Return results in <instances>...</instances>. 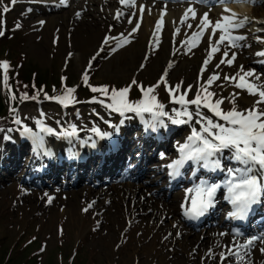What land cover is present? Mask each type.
<instances>
[{
  "label": "rangeland",
  "instance_id": "1",
  "mask_svg": "<svg viewBox=\"0 0 264 264\" xmlns=\"http://www.w3.org/2000/svg\"><path fill=\"white\" fill-rule=\"evenodd\" d=\"M51 1L53 0H17L13 10L7 13L6 35L0 38V59L11 60L14 52L19 59L24 61L23 74L26 73L32 78L43 77L45 81L51 83L58 82V77H66L70 87H76L75 99H86L75 107L64 108L58 102L40 100L26 101L18 108V118L27 126L33 125V128L37 130L36 121L40 119L58 133L45 134L48 138L58 141L55 146L57 150L62 145H68L62 133L65 132L70 120L91 130L94 126L100 127L101 124L93 116L87 114L89 110L95 108L103 114L107 112L106 116L109 117L107 107L101 103L89 102L95 95L98 99L106 100L107 98L102 97L100 93L90 94L88 98L82 80V73L89 64L92 53H96L101 47L104 35L109 33V26H111L110 34L113 36L120 33L127 34L136 23L140 3L147 5L151 16L154 10L161 9V6L156 7L152 4V0H140L133 7L122 6L119 0H71L74 6L56 9L55 6L48 5ZM59 1L65 2L66 0ZM129 2L131 3V0ZM8 3L9 0H0V22L4 15L3 7ZM238 4L245 10L244 14L250 17V23L243 31L236 30L233 34L246 37V40L241 43L247 44L248 47L231 49L229 57L232 52H236L237 59L230 67L226 64H219L224 51L227 50L226 45H220V51L215 54L211 62L214 68L206 71L208 74L205 72L204 78L206 79L211 71H218L221 79L213 85L211 90L218 96L240 92L238 104L240 108H245L248 104L242 97L252 100L255 98L225 83L223 78L225 75H234L243 65L245 70L251 69L261 75V80L264 81L263 67H260L261 57L255 55L263 49L264 45V34L255 36L257 29L264 28L258 24L264 22V0H255L254 3L239 2ZM165 7L168 8V6ZM117 10L124 13L119 20L115 19ZM133 12H135V17H132V23L129 24L128 19ZM77 13L80 15L77 16ZM220 14L221 10L212 9L209 18L214 23L221 18ZM62 15L71 16L63 20ZM53 19L55 21L51 23ZM180 19L175 22L179 24ZM40 21L45 23L41 25ZM196 21L197 19L188 22L193 25L192 29L196 27ZM17 24L21 25L19 29L16 28ZM185 28L186 33L179 34L177 47L168 37L169 44L172 41V45H169L171 55L176 60L174 68L169 70L168 80L172 85L183 81L185 85L195 86L199 73L198 67L191 66L185 69L183 64L193 61L199 54V48L210 40L207 35L202 37L198 46L193 48L191 53L185 54V48H180L178 45L182 37L191 31L186 25L181 26V29ZM142 29L143 24L134 34L133 42L115 53L111 52L114 43L104 46V51L93 61L89 71L90 84L108 85L119 89L130 84L133 78L145 86L157 82L166 68L163 63L156 65L157 59L162 56V46L166 39L165 31L167 29L172 32L175 27L171 23H165V28L160 33L159 48L155 52L148 48L144 54L132 53V49L139 43ZM78 43L79 47H76ZM174 52L175 55H173ZM146 53H148L147 58ZM142 62L145 63L143 68H141ZM218 64L219 68H215ZM128 69H130L129 73L125 75L123 72ZM217 84L223 87H217ZM157 90H160L164 96L165 110L178 107L169 102L163 84ZM195 90L193 87V92ZM131 92L132 96H138L139 93L141 95L140 90L135 86L131 88ZM188 95L189 99L193 98V93L190 92ZM222 107L228 110L231 105L226 101ZM79 110L80 113H78ZM41 112L45 114L43 117ZM204 112L206 115H211L206 109ZM132 117L133 114L130 115V118ZM144 118L152 120L147 113ZM164 121L167 125L164 127L172 128L170 136L164 140V147L171 148L173 145L183 144L185 137L190 133V125H182L175 129V125L171 124L168 119ZM20 127L21 124L16 125L15 129L20 131ZM118 129L122 130L120 127L114 131L118 132ZM86 133L92 134L88 130ZM133 136L140 141L142 135L140 132L131 133L130 139ZM35 147L33 143L29 145V151L32 153L25 156L26 160H30L35 153H40V151L34 152ZM167 150L164 156L159 149L151 151L146 148L144 153L146 156L155 154V157H151V164L148 166L156 165L157 170L153 172L154 178L150 180L146 188L139 190L141 187H132L138 190L136 194L134 190L128 189L129 187L125 185L100 189L84 182L76 187L62 188L55 185V188L32 189L22 185L20 179L15 177L18 170H23L22 168L10 171V178L14 179L12 183H6L3 178H0V264L7 263L11 252L13 250L16 252L28 239L34 241L35 254L44 245L42 251L25 264H66V258L73 253L76 247L78 252L75 258L82 257L87 264L94 262L95 264H237L232 256L221 261L220 254L226 251L225 246L230 248L234 241L229 236L219 235L221 232L218 231V226H208L205 232L184 226L179 208L181 194L178 192L168 200H165L166 191L154 197L156 201L170 203L171 212L161 210L156 223L151 224V216H147V210L142 207V204L150 199L153 191L162 187L165 178L163 163H167L174 156L172 150ZM20 155L21 153L18 154ZM69 181L72 180L69 179ZM49 198H51V203L48 202ZM89 204L92 207L88 208ZM85 208H88V211H83ZM162 222L168 225L161 231L159 228ZM184 232L193 233L195 238L190 239V248L175 253L170 249L167 240L174 238L172 244L174 246L185 238L187 233ZM260 249L259 246L250 255L251 264H264V253ZM209 252L212 253L211 256Z\"/></svg>",
  "mask_w": 264,
  "mask_h": 264
},
{
  "label": "snow or ice",
  "instance_id": "2",
  "mask_svg": "<svg viewBox=\"0 0 264 264\" xmlns=\"http://www.w3.org/2000/svg\"><path fill=\"white\" fill-rule=\"evenodd\" d=\"M17 0H11L12 5H15ZM207 0H189L190 6L186 9L183 16L179 21L180 26L186 25L188 29H192L193 25L188 23L189 19H196L197 10L195 7L191 6L196 3H206ZM227 3L228 0H215V3ZM232 2L241 3H254L255 0H232ZM122 6L133 7L135 0H119ZM66 6V5H65ZM10 8L8 6L3 7V13H8ZM141 16L137 20L135 26L127 34L120 33L116 36L110 34L111 26H109V34H106L101 41V47L97 52L90 58L89 64L82 73V80L92 93H100L105 99H93L89 102L91 103H101L103 106L107 107L115 113H119L124 116L126 113H135L144 118V114L147 113L152 118V123H159L160 125H165L164 117L171 122L173 125H191V134L187 137V143L179 146L180 159L176 160L174 163L170 164L169 167L172 169V175H181L180 169L185 166L188 161L200 162L203 161V167L211 171L221 169L223 167L218 153H222L225 149H232V157L236 161L243 165L242 168L238 169H228V175L230 179L225 181V187L228 190L232 184L247 182L254 187L253 193L250 197L243 203L238 204L233 202L231 194H227V200L231 203L234 211L229 213L230 217L237 219H243L248 213L250 208L260 201L264 197V81L261 80V75L256 74L254 70H245L244 66L241 65L239 71L234 75H225V83L230 84L235 89L241 90V92H247L249 96L254 97L252 101L248 103L245 108H240L238 100L240 98V92H231L228 96L219 95L212 91V87L217 81L221 79V75L218 71H211L208 77L204 78V73L209 71V65L211 64L215 54L220 51V45H226V49L223 53L219 64H226L232 66L237 59V53L232 52L229 57V52L233 48H244L248 47L247 44H242L241 41L246 40V37L240 35H234L233 33L244 27L249 20L247 17L238 18L237 14L231 9L225 8V13H230L227 15H222L220 19L216 20L214 23L209 18V13L204 12L200 18V22L197 25L196 30L190 37H187L181 42V46L185 48V54L192 52V49L198 46V42L203 37L204 33L211 28L212 32L210 34V45L206 50L207 55L201 63L199 73L197 75L196 84L185 85L183 81L172 85L169 83L168 76L169 70L174 67V62L170 61L165 70L161 73L160 78L155 84L145 86L143 83L138 82L135 78L131 80V83L124 86L123 88H115L108 85H98L94 86L89 83V71L92 68V62L104 51V46H108L110 43H114L111 47V52L115 53L119 49L129 45L133 42L134 34L139 30L140 24L143 17V6H141ZM166 7L162 10L160 19L156 22L153 30L151 43L149 44V49L155 52L159 48L160 44V33L162 32V25L164 23V15L166 14ZM80 13H77L79 16ZM124 13L117 10L115 19L119 20ZM132 17H135V12H133L128 19V23H132ZM45 22L40 21L43 25ZM173 23H176L173 21ZM3 22H0L2 25ZM20 24L16 25L19 29ZM217 31L220 33L216 36ZM180 27L175 28L174 35H179ZM5 35V31L0 27V37ZM215 39L214 43L211 41ZM179 51V49H177ZM176 53L174 52L173 55ZM71 54H69L70 56ZM148 53H146L147 58ZM257 57H264V50L255 53ZM68 59V57H66ZM219 64L215 68H219ZM145 66V63H141V68ZM11 64L9 61H0V85L6 88L11 93V86L9 85V70ZM66 77H62L61 80L66 81ZM163 84L168 92L169 102L171 104L177 105L178 107L172 108L168 111L165 110L166 106L160 102L157 89ZM135 86L141 92V99L130 102L128 99V94L131 88ZM24 87H27L25 85ZM63 94L57 96H49L47 92L43 91V88L36 89L35 84L33 88L35 89L34 95L31 97L27 92L21 93L20 99L22 101H27L29 99L39 101V97L43 92L44 98L46 100H51L58 102L63 107H68L70 104L78 103L75 99L76 87H67L66 84L63 85ZM193 87H195V92H193ZM217 87H223L221 84H217ZM55 91V89H54ZM193 93V98L189 99L188 94ZM15 93H11V99L16 100ZM231 107L225 110L222 105L225 102ZM207 110L211 115H206L204 110ZM12 112L16 116L14 119L15 124H22V120L18 118L17 109L12 108ZM45 114L41 112L43 117ZM218 118V119H216ZM36 123L40 126L39 133H33L32 129L27 125L23 127V133L26 136L32 137L38 143L43 142V135L49 134L55 135L56 133L51 127L44 125L43 121L37 119ZM147 123V121H146ZM198 126V127H197ZM98 135H105L99 132V129H92ZM64 136H75L77 135V126L73 124L70 131H65L62 133ZM186 145H191L192 147H204L205 145L209 148L214 149L212 152H207L202 155L192 156L189 158ZM213 184H209L207 181L202 180L199 184L194 187L187 189V196L183 207L184 216L189 219H196L204 216L210 207L214 204V198L217 194L218 189L212 192L209 197L208 204L202 208V210L197 214H192L190 209L193 204V200L196 197L197 190L199 188L209 189ZM190 201V207L188 202ZM51 203V198L48 200ZM92 207L91 204L88 208ZM88 208L83 209V211H88ZM62 232V230H61ZM223 236L226 233H219ZM239 235V234H237ZM259 241L264 244V236H254L247 238L243 243L233 242L232 246L226 247V251L222 252L221 261L223 262L228 256H232L237 264H251L250 255L251 249L255 247L256 242ZM260 251L264 253V248ZM211 256L212 253L209 252Z\"/></svg>",
  "mask_w": 264,
  "mask_h": 264
},
{
  "label": "bare ground",
  "instance_id": "3",
  "mask_svg": "<svg viewBox=\"0 0 264 264\" xmlns=\"http://www.w3.org/2000/svg\"><path fill=\"white\" fill-rule=\"evenodd\" d=\"M232 7L235 8V6H232ZM241 7L242 6L238 7L237 10H238L239 13L244 14L245 10L243 8H241ZM183 10H185V7L184 6L183 7L180 6L179 8H169L168 11H167V14L165 15L164 22L165 23H167V22L168 23H171L173 25V27L178 26V23H173V21L178 20L183 15ZM160 11H161L160 9L159 10H154V14L151 16L149 14V10L148 9L146 10V12L144 14L143 22H142V24H143L142 34L140 36L139 43L136 45V47H134L132 49V53L141 52L142 54H144L145 52L148 51V42H149V40L151 38V33H153V30H154V27L156 25V22L158 21L157 20V17L159 16ZM204 12L205 11H203V13ZM137 14H138V12H137ZM223 15H227V14H224L223 13ZM70 16L71 15H62L61 17H62L63 20H65V19H67ZM84 16H85V14H84ZM54 21H55V19H53L51 21V23L52 22L54 23ZM183 31L184 30H182V32ZM172 32H170L167 29L165 31V38L166 39H165V42L163 43V46H162V54H161L162 56H160L157 59V61H156V65L157 66H159L161 63H163L164 66L166 67V65L170 61L174 62V65L176 64L175 63L176 60H175V58L172 57L171 52H170L169 45H171V42H170V44L168 42V37L170 39H172V37H173L172 36ZM116 34H114V35H116ZM186 36H184L183 39ZM216 36L218 37L219 35L216 34ZM213 40H215V39H213ZM209 45H210V42L204 43L199 48V54H198V56L193 61H191V62H185L183 64V67L186 69V68H189L191 66L192 67L197 66L198 67V71H199L200 70V67H201V63H202L203 59L206 57V55H207V52H206L207 49L206 48L209 47ZM76 47H79V43L76 44ZM94 54H95V52L92 53V55H94ZM132 56H133V54H132ZM213 68H214V66L210 64L209 71L212 70ZM146 69H148V68H146ZM129 70L130 69H128V71L125 70L126 73L125 72H123V73L126 75L127 72L129 73ZM150 72L152 73L151 70H150ZM206 74H208V72H206ZM242 99L245 100L244 102L246 104H248L250 101H252V99H245L243 97H242ZM43 137H44V139H43V142L42 143H38L35 140H34V143L37 144V145L38 144L46 143L47 145H50V146H52L54 144V147L56 146V144H58V141L57 140H53L51 138H48L45 135H43ZM79 138H80L79 141H76V140L72 141V140L68 139L67 136H65V139L68 142L67 144L69 145V152H73V154L75 155V158L77 159V161H79L81 159L82 160L84 159V156H82L83 153L84 154H87V149L86 148L84 149V148L80 147V143L81 142L86 143L87 144V148H90V145H92L93 143H95V139L89 137L86 134L80 136ZM132 144H133V146H135L136 148H138V141H136L135 139H132ZM53 151H54V154H53L54 155V158L53 159H55V160L57 159V163L59 165H58V168H57L56 172L51 173V176L55 180H57L58 178L61 177V175L63 173H65L63 171L64 166L66 164H70V162L68 161V159L63 158V156H61V154L57 153L56 150H53ZM127 152H128L127 147H125L124 149H122L121 155L119 157V162H120V160L121 161L123 160V158L121 156L125 155V153H127ZM91 156H93V154H91ZM134 161H136V160H134ZM73 162L76 163L75 159H74ZM54 164H55V162H54ZM119 167H123V166L122 165H119ZM92 169H93V171H92ZM134 169L135 170H139V174L146 175V176H148V174L151 172V171H149V169L143 168L140 165H135L134 166ZM154 170H156V168H154L153 171ZM76 172H77V176H78L77 180H78L79 183L81 181H84L88 177V175L94 174V176H96V174L103 173V171H99V170L97 171L96 170V165H95L94 168H92V166L90 164H88V163L86 165L79 166L78 167V171H73V168L72 167H70L68 169V171H67L68 175H70V176L74 175ZM125 186L129 187L128 189L131 188L132 190H134V194H136L138 192V190L137 189H133L131 185H125ZM141 189H142V187L139 190H141ZM164 190H165L164 189V184H162V188H159L156 191H153L151 193V195H150V199L146 200V202H144L142 204V207L145 210H147V214H148L147 216H149V217L151 216V220H150L151 224H155L156 223V220L158 219V216H159V212L161 210H164L165 209V210H168V212H171V204L170 203H168V202L167 203H163V202L156 201L154 199L155 196L162 195L163 192H164ZM167 225H168L167 223L162 222L159 229L162 231V230H164L167 227ZM184 233H187V232H184ZM194 238H195V235L193 233H187L185 235V238L184 239H181L182 242L177 243L176 245L172 246L173 241H174V238H172V239L170 238V239L167 240V243L170 245V249H172L176 253V252L185 251V250H187V248H190L191 240H193Z\"/></svg>",
  "mask_w": 264,
  "mask_h": 264
},
{
  "label": "trees",
  "instance_id": "4",
  "mask_svg": "<svg viewBox=\"0 0 264 264\" xmlns=\"http://www.w3.org/2000/svg\"><path fill=\"white\" fill-rule=\"evenodd\" d=\"M14 57L15 65L12 67V69L9 71V82H11V85L15 89V95L16 100H12L11 97L9 99V93L6 89L4 93L1 92L0 87V145L3 146L8 142L7 137L8 133L11 131V129L14 126V118L12 116V113L10 112V106L5 103V99H9L11 102V106L18 107L19 104H21L22 101L20 99L21 93L27 92L28 95L31 97L35 93V89L33 88V85L35 84L36 89L43 88L44 90H50V95L55 96V91L59 86H61V83L57 82H48L43 79V77H34L30 78V76L26 75V73L23 74V71L20 67V59L18 58L17 54H12ZM17 56V57H16ZM27 85V87H24ZM41 93L40 98H42ZM12 134V133H10ZM33 243L34 241L32 239H28L25 241V244H22L21 247L15 252H11L9 257L7 258L8 262L5 264H9V262H12V264H25L28 260H33L36 256L35 252L36 250L33 249ZM66 258V264H87L86 260L84 258ZM95 264V262L93 263Z\"/></svg>",
  "mask_w": 264,
  "mask_h": 264
},
{
  "label": "clouds",
  "instance_id": "5",
  "mask_svg": "<svg viewBox=\"0 0 264 264\" xmlns=\"http://www.w3.org/2000/svg\"><path fill=\"white\" fill-rule=\"evenodd\" d=\"M186 149H190L188 151V156L191 158L192 156H198L202 155L207 152H212L214 149L209 148L208 146L204 147H192L191 145H186ZM225 183V182H224ZM221 186L219 183L213 184L211 188L205 189V188H199L197 190L196 197L193 200L192 207L190 209V212L192 214H197L199 213L202 208H204L208 202H209V197L214 192L217 187ZM254 187L247 183H236L232 184L231 187L227 190V194H231L232 200L235 203L238 204H243L253 193Z\"/></svg>",
  "mask_w": 264,
  "mask_h": 264
}]
</instances>
